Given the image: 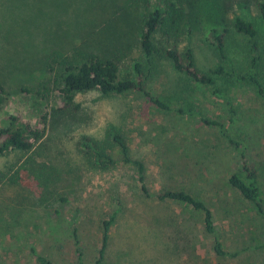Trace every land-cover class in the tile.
<instances>
[{
    "label": "rangeland",
    "instance_id": "obj_1",
    "mask_svg": "<svg viewBox=\"0 0 264 264\" xmlns=\"http://www.w3.org/2000/svg\"><path fill=\"white\" fill-rule=\"evenodd\" d=\"M110 3L0 0V35H10L7 44L0 36V50L5 52L1 56L8 60L10 73L8 94H0V122L14 115L32 123L38 112L47 117L43 147L36 162L25 169L38 174L46 168L43 173L49 177L47 187L42 188L22 168L16 185L0 181V264H39L38 255L54 264H76L74 229L84 264H93L101 246L98 223L114 211H118L117 220L102 264H264V215L227 182V174L239 170L240 152L218 127L205 122H219L240 141L258 171L264 197V64L259 70L262 94L251 83L234 78H216L219 92L212 94L161 65L147 81V89L168 104V110L138 93L102 97L88 91L76 94L77 121L67 125L58 111L56 91L48 101L37 102L15 89L17 84H35L41 79L39 58L52 46L51 41L46 45L41 41L51 31H59L54 21L65 22L63 31L79 32L56 43L68 49L81 43L85 32L99 31L93 26L107 17ZM234 16L252 21L264 40V25L255 8L234 6L228 17ZM93 19L98 21L91 25ZM207 34L185 40L203 71L219 63ZM226 48L227 60L220 64L244 75L249 66L246 39L231 32ZM138 56V50L133 51L122 63V74L131 72ZM109 126L120 130L129 155L142 162L146 193L136 168L117 161L115 167L101 171L83 159L81 137L101 140ZM20 155L0 156V172L10 175L24 166L27 157ZM168 189L185 190L205 201L216 234L233 257L213 252L212 236L204 231L199 213L155 200V194Z\"/></svg>",
    "mask_w": 264,
    "mask_h": 264
},
{
    "label": "trees",
    "instance_id": "obj_2",
    "mask_svg": "<svg viewBox=\"0 0 264 264\" xmlns=\"http://www.w3.org/2000/svg\"><path fill=\"white\" fill-rule=\"evenodd\" d=\"M110 1V12L107 17L93 26L98 27L99 31L85 32V35L81 36V43L69 45L68 49L56 43L61 41L62 37L70 40L71 34L79 32L63 31L62 24L65 22L54 21V26L59 31H51V34H47L41 41L45 45L52 42L50 49L39 58L37 66L42 71L41 79L35 84H17L15 89L31 96L37 102L48 101L56 91L61 105L58 111L68 120L66 125L77 121L76 114L80 110V105L74 100L76 94L88 91H97L102 97L138 93L159 109L168 110V104L147 89V81L151 80L161 65L168 66L185 81L196 83L212 94L219 92L216 78L224 81L229 78L246 81L256 87L260 94L263 93L259 80V70L264 64L263 36L259 34L252 21L241 16L230 19L228 14L234 6L242 9L251 6L256 9L264 25V0H156L154 3L150 0H123L118 3ZM140 9H144L143 14H139ZM97 21L93 19L91 25ZM231 32L246 39L249 66L244 75L227 70L220 64L221 61L227 60L226 45ZM200 33H208L207 39L213 56L219 61L207 71L201 70L198 66L194 50L188 42L192 36ZM0 36L4 44H7L10 35ZM183 41L187 44L181 47ZM137 50L139 56L133 59L131 72L122 74V63ZM2 51L3 49L0 50V94L7 95L6 85L10 86L9 62L1 56L5 53ZM38 114L32 123L19 120L14 115L0 122V156L18 152L21 154L19 158L27 157L24 166L12 174L0 172L1 182L16 185L21 169H25V165L29 163L36 162V157L39 156L37 152L43 147L42 140L47 125V117L40 112ZM205 122L218 127L227 142L240 152L239 170L227 174L229 186L259 214L264 215V197L260 191L258 171L241 148L242 144L219 122ZM79 145L83 159L101 171L115 167L117 161L136 168L142 191L146 193L143 164L129 155L127 140L118 128L109 126L101 140L83 136ZM25 171L34 177L37 185L47 187L49 177L43 173L46 168L41 169L38 174H35L36 171L33 169ZM60 200L67 201L66 198ZM155 200L180 204L199 213L204 231L212 236L213 252L219 257L235 255L226 252L213 226L211 210L200 197L193 196L185 190L168 189L155 194ZM117 213L118 211H114L108 219L98 223L101 246L93 264H102L105 260L110 231L117 220ZM72 236L76 246V264H84L76 229ZM36 259L39 264H54L42 255H38Z\"/></svg>",
    "mask_w": 264,
    "mask_h": 264
}]
</instances>
